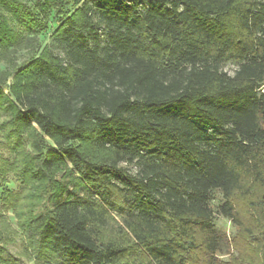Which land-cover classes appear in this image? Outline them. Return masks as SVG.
Here are the masks:
<instances>
[{
  "label": "trees",
  "instance_id": "trees-1",
  "mask_svg": "<svg viewBox=\"0 0 264 264\" xmlns=\"http://www.w3.org/2000/svg\"><path fill=\"white\" fill-rule=\"evenodd\" d=\"M52 20L67 61L44 47L8 74L5 106L24 188L0 209L38 259L264 264V0H0V48L18 43L12 21ZM214 192L236 228L227 252Z\"/></svg>",
  "mask_w": 264,
  "mask_h": 264
},
{
  "label": "rangeland",
  "instance_id": "rangeland-1",
  "mask_svg": "<svg viewBox=\"0 0 264 264\" xmlns=\"http://www.w3.org/2000/svg\"><path fill=\"white\" fill-rule=\"evenodd\" d=\"M97 2L98 0H91L93 6ZM11 24L17 33L18 43L10 48H0V208L2 206L1 201L7 192L20 193L24 188L14 171H10L18 152L15 145L19 141L12 134V128L9 124L10 114L5 108L7 106L6 98L11 97L10 85L13 80V76L8 77V74L27 64L44 47H48L54 54L59 55L63 61H67L65 45L53 39V35L60 25L56 20L50 21L48 28L44 31H37L20 22L12 21ZM99 24L101 45L105 47L107 45V32L104 23L100 22V19ZM238 68L239 64L234 61L224 62L220 65V69L230 75H233ZM209 132L211 131L209 130ZM21 142L26 150L31 151V144L26 138H22ZM121 165L128 168L132 174H137L139 170L137 164L123 162ZM86 195L87 193L84 191L78 196L84 198ZM223 202L224 199L220 192L212 194L210 207L214 215V225L222 235L223 247L225 246L224 250L226 251L229 249V240L236 233V228L227 217L221 214L220 206ZM0 210L2 214L0 216V231L4 235V238H0V246L6 249L2 255L4 260L8 264H44L43 260L38 259L36 248L39 244H31L30 234L19 230L13 212ZM38 214L43 216L45 210L43 208L39 209ZM41 219H39L40 222ZM36 238L40 240L39 236H36ZM220 258L221 260H227L228 256L224 253Z\"/></svg>",
  "mask_w": 264,
  "mask_h": 264
}]
</instances>
